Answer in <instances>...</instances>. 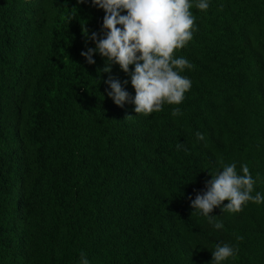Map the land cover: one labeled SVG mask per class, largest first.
I'll return each instance as SVG.
<instances>
[{"label":"trees","instance_id":"16d2710c","mask_svg":"<svg viewBox=\"0 0 264 264\" xmlns=\"http://www.w3.org/2000/svg\"><path fill=\"white\" fill-rule=\"evenodd\" d=\"M190 11L193 37L174 55L191 62V88L145 116L107 96L101 56L80 55L103 10L0 0V264H78L81 252L90 264H208L217 243L238 249L225 264H264V202L214 208L219 230L190 206L227 163L246 164L264 194V0ZM111 75L134 96L118 65Z\"/></svg>","mask_w":264,"mask_h":264},{"label":"clouds","instance_id":"9594fccd","mask_svg":"<svg viewBox=\"0 0 264 264\" xmlns=\"http://www.w3.org/2000/svg\"><path fill=\"white\" fill-rule=\"evenodd\" d=\"M87 2L78 0V3ZM90 3L104 12L102 34L84 30L86 40L92 41L94 47L86 46L80 55L89 65L96 62L94 54L104 59L105 66L100 71L109 74L104 80L105 91L113 103L123 107L130 102L136 114L145 116L161 111L165 104H181L191 88V80L181 73L193 66L187 58L175 56L174 52L193 37L195 16L190 11L193 4L199 10H207L210 0H90ZM113 65H118L130 78L134 96L125 87L129 80L121 82L111 75ZM171 113L182 114L179 107H173ZM195 136L197 140L204 139L199 131ZM176 147L187 151L183 143ZM256 183L246 164L241 165L239 173L235 163L223 164L205 182V190L190 200V206L213 228L223 229L222 221L210 213L217 207L221 212L235 213L248 202H264V194L259 191L253 194ZM225 200L227 203L223 204ZM237 250L234 244L217 243L208 264H225L235 257ZM78 264H90L84 252L80 253Z\"/></svg>","mask_w":264,"mask_h":264},{"label":"bare ground","instance_id":"6f19581e","mask_svg":"<svg viewBox=\"0 0 264 264\" xmlns=\"http://www.w3.org/2000/svg\"><path fill=\"white\" fill-rule=\"evenodd\" d=\"M53 93V92H52Z\"/></svg>","mask_w":264,"mask_h":264}]
</instances>
